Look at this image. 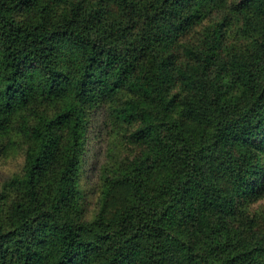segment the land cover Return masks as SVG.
I'll list each match as a JSON object with an SVG mask.
<instances>
[{
	"label": "trees",
	"instance_id": "obj_1",
	"mask_svg": "<svg viewBox=\"0 0 264 264\" xmlns=\"http://www.w3.org/2000/svg\"><path fill=\"white\" fill-rule=\"evenodd\" d=\"M14 148L0 264H264V0H0Z\"/></svg>",
	"mask_w": 264,
	"mask_h": 264
},
{
	"label": "rangeland",
	"instance_id": "obj_2",
	"mask_svg": "<svg viewBox=\"0 0 264 264\" xmlns=\"http://www.w3.org/2000/svg\"><path fill=\"white\" fill-rule=\"evenodd\" d=\"M99 117L92 116V119L87 128V142L86 149L83 153V158L86 164H90L93 157H96L98 154V138H97V124ZM20 153L14 148L4 161L0 163V189L3 181L14 171L19 169L20 165ZM88 173V172H87Z\"/></svg>",
	"mask_w": 264,
	"mask_h": 264
}]
</instances>
